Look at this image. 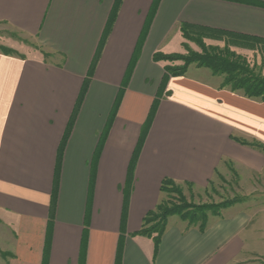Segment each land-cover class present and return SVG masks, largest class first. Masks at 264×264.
Segmentation results:
<instances>
[{
  "label": "crops",
  "instance_id": "crops-1",
  "mask_svg": "<svg viewBox=\"0 0 264 264\" xmlns=\"http://www.w3.org/2000/svg\"><path fill=\"white\" fill-rule=\"evenodd\" d=\"M264 4V0H249ZM117 0H0L6 25L40 50L0 53V230L14 235L8 264H264V199L210 217L206 231L168 221L159 252L134 236L163 199L161 183L205 189L225 163L251 182L264 155V102L223 88L208 69L171 78L140 152L125 220L128 170L165 75L156 53L182 24L239 35L234 49L264 63V7L226 0H159L107 140L96 157L156 0H123L64 149L51 220L58 152ZM48 58H46V56ZM258 197H264L258 195ZM51 222V223H50ZM47 251V252H46Z\"/></svg>",
  "mask_w": 264,
  "mask_h": 264
},
{
  "label": "trees",
  "instance_id": "trees-1",
  "mask_svg": "<svg viewBox=\"0 0 264 264\" xmlns=\"http://www.w3.org/2000/svg\"><path fill=\"white\" fill-rule=\"evenodd\" d=\"M226 1H233L238 3H245L249 5H255L259 7H264V4L257 3L249 0H226ZM123 0H117L112 18L108 24L106 35L100 45V49L96 55V58L94 60V63L92 65V68L90 70V73L86 80L83 83L78 101L76 103L74 113L72 115V118L70 120V123L66 129L62 144L60 146L59 152H58V161H57V168H56V178H55V187H54V194L52 197V209H51V220H53L54 216V206L57 199V186H58V180H59V174L61 169V162L62 157L64 153V149L66 147L67 141L71 135L75 120L77 118V115L82 107V104L84 102L85 96L88 92L91 79L94 76V72L101 54V51L103 49L104 43L106 41L107 34L111 31L115 18L118 14L119 8L122 4ZM159 0H156L151 15L147 21L146 27L144 28L141 37L139 39L135 54L132 58V61L130 63L125 81L122 85V88L120 89L117 99L115 101L114 107L111 112L110 121L106 127V130L103 134L102 141L100 144V147L98 149L96 157L100 154L101 148L105 141L107 140L108 134L111 130L112 123L114 119L117 116L118 110L120 108L124 93L126 91L127 85L131 79L132 73L134 71L135 65L138 61V58L140 56L142 47L144 45L145 39L147 37V33L149 30V26L151 24V21L155 15L157 6H158ZM204 33L209 32L218 35L219 37H225V38H234L238 40H246L248 38L239 36V35H233L228 34L226 32L221 31H212L208 30L206 28H201L197 26H192L189 24H182L181 26V33L184 39L188 40L191 37V34L196 33ZM202 54H196L191 53L188 57H183L178 54H171L166 55L162 53H156L153 56V60L156 63L161 62H175V61H182L184 62V65L180 68L173 67V66H165L164 71L165 75L163 77L162 83L160 85L157 98L155 99L152 108L150 110L149 117L147 119L146 124L143 127L139 142L137 144V147L135 149L133 159L131 161V164L129 166L128 170V178L127 183L124 189L125 194V205H124V214L123 219L125 220L126 214H127V208L130 198V192L133 184V176H134V170L136 163L138 161L140 152L142 150V147L144 145V142L147 138V135L149 133V130L152 126V123L154 121L159 103L160 98L165 93L167 84L171 78H177L182 77L186 75L189 67L191 65H196L198 68H204L210 70L214 76L223 75L225 76L224 85L223 88H229L232 92H242L243 95L248 99H258L262 102H264V78H262L261 75L258 74V76L254 73L252 69L249 68V65L247 62L241 57L236 55L235 53H231L227 48L226 49H218V48H206L205 46H202ZM3 54L6 56H10V54L3 50ZM46 58H48L47 55H45ZM237 143L251 147L259 152H261L264 155V146L258 143L249 144L245 141L237 140L235 138H232ZM228 163H225L227 165ZM217 173V171H216ZM211 183V182H210ZM184 186V185H183ZM185 186L192 188L193 186L191 184H185ZM160 192L162 195L167 194H174L177 198L176 200L170 202L162 200L159 205L156 207V209L150 213L147 214V216L143 220V225L140 230V232L136 233L134 236H141L146 237L149 239H152L154 242V257L157 256L160 248V244L162 241V238L166 232L168 221L172 217H179V219L187 223L189 227H197L201 233H204L206 231L208 221L210 217H219L221 215V212L223 210H226L228 208H231L235 206L236 204H240V202H233L228 203L225 205H220L219 207H207V206H196L192 203H189V201L186 199L185 194L183 192V189L181 188L180 184H177L173 180L165 179L161 183ZM51 223V222H50ZM123 236H121L118 251H117V257H116V263L115 264H121L122 263V249H123ZM86 248H87V231L84 234L83 244H82V250L80 254V264H86ZM47 252V251H46ZM44 264H47V258H44Z\"/></svg>",
  "mask_w": 264,
  "mask_h": 264
},
{
  "label": "rangeland",
  "instance_id": "rangeland-1",
  "mask_svg": "<svg viewBox=\"0 0 264 264\" xmlns=\"http://www.w3.org/2000/svg\"><path fill=\"white\" fill-rule=\"evenodd\" d=\"M202 46L208 49L218 48L223 50L227 48L231 53H235L236 55L238 54L234 52V49H241V47L255 49V45H251L244 40L219 37L209 32H197L196 34H191L190 39H184L183 45L174 37L170 38L164 46V50L171 54L188 57L191 53L202 54ZM3 50H6L10 56L24 57L28 51L40 49L33 39L24 37L6 25H0V53L3 54ZM262 55H264V53H262ZM241 57L247 62L249 68L252 69L257 76L259 74L264 78V63H261V59H259L258 56L254 59L246 56ZM164 63L166 66L178 68L184 65L182 61ZM191 66L196 65L194 64ZM214 77L219 78L221 85H224L225 76L219 75ZM181 188L189 203L196 206H207L212 208L233 202H240V204L255 202L264 199V197H258V195L264 196V174L255 176L251 182H246L244 178L239 176L233 166L227 164L222 167L221 171L215 174L214 179L205 189L189 188L185 185H181ZM176 198L174 194H164L162 200L172 202L176 200ZM7 230L9 231L7 227H2L0 230V264H8L9 260L14 257L10 253L16 251L14 235H11Z\"/></svg>",
  "mask_w": 264,
  "mask_h": 264
}]
</instances>
